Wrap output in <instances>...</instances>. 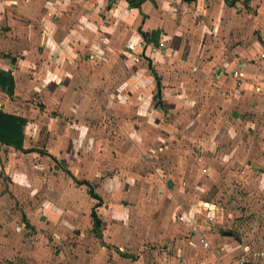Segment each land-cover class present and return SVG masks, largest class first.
<instances>
[{
    "label": "crops",
    "instance_id": "1",
    "mask_svg": "<svg viewBox=\"0 0 264 264\" xmlns=\"http://www.w3.org/2000/svg\"><path fill=\"white\" fill-rule=\"evenodd\" d=\"M0 111L27 119L25 150L0 143V260L44 264L60 241L65 264H264V227L258 250L241 242L221 228L232 211L187 207L189 162L161 179L143 152L194 134L217 193L260 205L264 0H0Z\"/></svg>",
    "mask_w": 264,
    "mask_h": 264
},
{
    "label": "rangeland",
    "instance_id": "2",
    "mask_svg": "<svg viewBox=\"0 0 264 264\" xmlns=\"http://www.w3.org/2000/svg\"><path fill=\"white\" fill-rule=\"evenodd\" d=\"M161 133L163 134V131L160 132V134ZM167 134L170 136V140L168 141L170 142L169 148L165 147V144L163 143L164 141L158 139V142H160L158 143L159 148L155 147V149L147 148L146 150H143V152L145 151V153L151 154V156L148 158L150 162L145 165V168L152 173H156L159 177H161V179H166L167 176L165 175L167 174V172H179V168L183 169L181 167V163H186V161L189 162L186 167L187 170L184 169L186 172V180L182 182V186L183 188H187L188 191L190 190L192 194H196L194 197L196 200H194L193 198L190 199L189 203H187V207H189V205H191L193 202H200V200H202L200 196L202 195L203 198L204 196H206L204 199L215 202L216 204L221 206V208H225L228 215L232 211V215H229V219H231V221L226 222L225 220V226L223 225L221 228L225 231H231L233 235L237 234L240 231L243 236L240 241L245 244L251 245L252 248L255 247V249L258 250L256 248L259 246L258 232H260V229L262 230V228L264 227V190H262L261 193L255 195L257 203H259L260 205H258L256 209H254V212L245 213L239 211L244 206L243 202L246 200L245 198H243L244 196H221L219 193H217V185L212 182V178L208 176L205 171L203 172V170H201V166L199 167V163L197 162V160H199L200 158L198 157V149L196 147L192 149L186 143L187 141H190L192 137H195V135L192 134V136L190 134H183L179 131V129L173 130L172 133L168 132ZM143 156V154H140V159H143ZM258 170L261 171V173L257 172ZM262 172H264V166L259 167L258 169H255V166L251 167L252 174L257 175L260 173V175L264 177V174ZM181 175L183 174L181 173ZM170 182V187L173 189L176 182ZM235 190H237L239 194H242L244 193L245 189L242 188V186L238 185L235 187ZM235 190L232 192V194L236 192ZM14 219L15 217H12V220ZM14 231L19 233V242L24 241L25 245L27 246L31 244V235H33L34 229H32L31 227H26ZM48 234L51 233L48 232ZM67 243L68 244H66L65 246L68 248L71 247V245H75L77 241L69 237ZM61 249H63V245L60 243V241H56V243L48 242V244H45V249L44 251L42 250L44 256L42 258V262H44V264H65L67 260L64 259L62 260L54 257V261L51 260V256H53L52 254L60 253ZM19 255H21L23 258ZM19 255H15L13 257H4L3 260H0V264H35L34 261H30L28 255L27 257L21 253H19Z\"/></svg>",
    "mask_w": 264,
    "mask_h": 264
},
{
    "label": "trees",
    "instance_id": "3",
    "mask_svg": "<svg viewBox=\"0 0 264 264\" xmlns=\"http://www.w3.org/2000/svg\"><path fill=\"white\" fill-rule=\"evenodd\" d=\"M133 6L138 5L140 0H128ZM12 90V88H11ZM27 119L24 116L0 111V143L13 146L16 149L25 150L24 148V138H25V125ZM90 193L92 197L98 199L92 210V216L95 225H99L100 220L97 217L95 207L102 203V198L96 194L93 190V186L90 185Z\"/></svg>",
    "mask_w": 264,
    "mask_h": 264
},
{
    "label": "built area",
    "instance_id": "4",
    "mask_svg": "<svg viewBox=\"0 0 264 264\" xmlns=\"http://www.w3.org/2000/svg\"><path fill=\"white\" fill-rule=\"evenodd\" d=\"M136 60H139V58H136ZM183 211L185 213L181 214V216H180L181 219L185 218L186 220H188V221L193 223L195 221V219H194L195 216H194L193 212L191 213L190 211H187L186 209H183ZM209 220L213 221L214 217L210 216ZM261 239L264 241V231L261 233ZM205 244L209 245L208 241H205ZM230 264H262V263L252 262L251 260H249V259H247L245 257H242V258H239V259L231 262Z\"/></svg>",
    "mask_w": 264,
    "mask_h": 264
}]
</instances>
